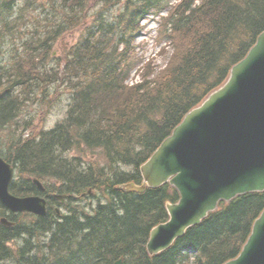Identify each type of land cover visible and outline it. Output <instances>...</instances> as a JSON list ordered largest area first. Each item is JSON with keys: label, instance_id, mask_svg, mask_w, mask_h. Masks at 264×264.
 <instances>
[{"label": "trees", "instance_id": "16d2710c", "mask_svg": "<svg viewBox=\"0 0 264 264\" xmlns=\"http://www.w3.org/2000/svg\"><path fill=\"white\" fill-rule=\"evenodd\" d=\"M168 1H100L80 39L55 63L47 59L51 47L94 3H35L43 6L39 17L21 35L32 3L14 14L13 0H0V54L5 35L21 40L9 64L0 59V155L18 174L11 189L30 193L29 177H36L50 191L78 195L91 188L97 199L92 212L69 206L61 216L31 221L11 215L13 226L0 224V264H113L118 258L122 264H222L241 250L264 208V192L221 201L170 247L149 255L150 229L167 219L165 201L177 200L178 193L168 183L142 192L118 187L140 183V164L264 30V0H181L161 24V39L173 47L166 66L152 78L147 66L142 81L129 86L139 21ZM58 85L70 89L65 116L47 130L43 124L32 129L33 117L23 115L31 107L45 117L59 97L51 96ZM72 150L77 154L68 156ZM14 239L16 247L6 246Z\"/></svg>", "mask_w": 264, "mask_h": 264}, {"label": "water", "instance_id": "95a60500", "mask_svg": "<svg viewBox=\"0 0 264 264\" xmlns=\"http://www.w3.org/2000/svg\"><path fill=\"white\" fill-rule=\"evenodd\" d=\"M140 171L141 186L121 187L143 191L169 182L180 194L177 202H166L168 221L151 229L150 254L169 247L219 200L264 190V31L226 81L185 114ZM11 178L10 164L0 157V201L12 211L45 215L43 198L9 192ZM224 264H264V210L239 255Z\"/></svg>", "mask_w": 264, "mask_h": 264}, {"label": "rangeland", "instance_id": "374dc122", "mask_svg": "<svg viewBox=\"0 0 264 264\" xmlns=\"http://www.w3.org/2000/svg\"><path fill=\"white\" fill-rule=\"evenodd\" d=\"M102 0H90L89 3H94V7H88L83 11L79 18L80 23L74 26L71 29H68L63 33V35L53 44V46L50 49V53L47 56V59L50 62L58 63L60 62V59L63 56L64 50L69 49L72 47L82 36V34L85 32L86 27L90 24V22L93 20L94 12L102 5ZM122 1V0H121ZM14 2L17 4L15 8V14H18V7L25 5L26 0H14ZM34 3H43L45 4L46 8H48V3L50 0H33ZM114 13L116 11V8L111 9ZM40 8H36L33 10H27V16L29 17L32 13H38L40 12ZM163 14H166V12H163ZM78 18V19H79ZM147 21L144 24V35L139 36L137 34L134 37L132 47L133 52L136 55V65L140 63L145 57L147 56H154L155 57V65L156 66H163V64L167 61V55H161L158 53L159 46L156 43L155 37H156V29L158 26V20L157 18H154L153 16H148ZM36 19V17L25 20L23 24H20L21 29V35L25 27L32 26L33 21ZM18 20V19H17ZM74 19H70V21H73ZM26 34V32H25ZM21 40L20 36L16 34H7L3 38L2 42V54H0V59L2 62L8 61L10 59V53L15 52L16 49H20ZM169 51V49H167ZM169 53V52H168ZM42 60H38V63ZM45 63H47L45 61ZM48 65V64H47ZM48 66H55L54 63H50ZM60 69V68H58ZM137 79V71H133L131 73V80ZM69 91L70 89H67L63 85H58L51 91V96L58 99L54 102L50 112L43 117L41 113H36L34 108H29L26 110L23 117H33L31 121L32 129H36L38 127H41L43 124L45 128H51L54 126V124L61 120L65 114V110L67 108V103L69 99ZM36 126V128L34 127ZM31 131V129L26 130V132ZM89 153V151H87ZM68 156L76 155L77 152L75 150H72L67 153ZM95 155H99L98 153H95ZM102 162V160H100Z\"/></svg>", "mask_w": 264, "mask_h": 264}, {"label": "bare ground", "instance_id": "6f19581e", "mask_svg": "<svg viewBox=\"0 0 264 264\" xmlns=\"http://www.w3.org/2000/svg\"><path fill=\"white\" fill-rule=\"evenodd\" d=\"M148 16H153L154 18H157V19H158V16H159V15H158V12H156V11H151V12L145 14V16L142 17V18L140 19L139 24H140L141 29H140L139 36H140V35L143 36V35H144L143 33H145V32H144V28H145L144 24L146 23V21H147V19H148V18H147ZM13 242H14V243H19L18 239H14Z\"/></svg>", "mask_w": 264, "mask_h": 264}]
</instances>
